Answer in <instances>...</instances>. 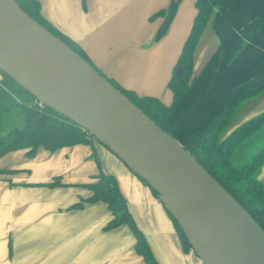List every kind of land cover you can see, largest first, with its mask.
I'll return each mask as SVG.
<instances>
[{"label": "crops", "instance_id": "1", "mask_svg": "<svg viewBox=\"0 0 264 264\" xmlns=\"http://www.w3.org/2000/svg\"><path fill=\"white\" fill-rule=\"evenodd\" d=\"M38 1L42 15L79 44L104 76L139 96L172 103L168 84L196 16V0H182L167 34L159 41L155 35L164 19L153 15L167 9L172 0ZM218 46L209 21L194 53L193 77ZM2 81L0 72V86ZM262 112L264 93L238 108L229 126L234 120L236 123L226 128L223 138ZM262 139L261 148L264 135ZM99 164L116 178L158 264H202L192 250L184 251L172 219L151 189L98 141L55 152L40 147L33 156L18 150L0 158L1 169L15 171L0 175V264H144L127 224L105 229L111 218L106 203L73 207L91 194L81 184L99 173ZM55 177L63 185H40ZM255 177L264 185V165Z\"/></svg>", "mask_w": 264, "mask_h": 264}, {"label": "trees", "instance_id": "2", "mask_svg": "<svg viewBox=\"0 0 264 264\" xmlns=\"http://www.w3.org/2000/svg\"><path fill=\"white\" fill-rule=\"evenodd\" d=\"M16 2L28 15L94 66L79 44L42 15L38 0ZM181 2L172 0L167 9L153 15V18L164 19L155 35L156 41L167 34ZM195 6L197 13L191 31L168 84L173 94L170 105L153 96H139L97 70L158 126L177 139L264 230V185L255 177L256 170L264 165V146L250 162L243 165L233 162V156L240 146L264 126V112L223 138L242 103L264 93V0H196ZM209 21L218 37L219 46L200 73L193 77L194 53ZM179 68L181 74L176 77ZM1 74L0 158L18 150H26L28 156H33L40 147L55 152L78 144L93 145L97 141L69 118L41 105L9 76ZM11 93H15L19 100ZM18 117L23 121L22 127L15 124ZM14 172L0 168V175ZM139 179L148 186L143 179ZM40 185L57 187L63 183L59 177H55ZM81 186L91 194L81 198L73 207L81 208L85 203L100 201L106 203L111 218L105 229L127 224L136 238L135 248L143 256L144 264H158L145 235L128 210L116 178L105 173L99 164V173ZM151 191L158 198L157 192ZM167 213L184 251L192 250L177 222Z\"/></svg>", "mask_w": 264, "mask_h": 264}, {"label": "water", "instance_id": "3", "mask_svg": "<svg viewBox=\"0 0 264 264\" xmlns=\"http://www.w3.org/2000/svg\"><path fill=\"white\" fill-rule=\"evenodd\" d=\"M0 71L91 134L157 192L202 264H264V230L248 211L177 139L16 0H0Z\"/></svg>", "mask_w": 264, "mask_h": 264}, {"label": "rangeland", "instance_id": "4", "mask_svg": "<svg viewBox=\"0 0 264 264\" xmlns=\"http://www.w3.org/2000/svg\"><path fill=\"white\" fill-rule=\"evenodd\" d=\"M252 99L253 98H251L248 101H251ZM235 123L236 120L233 121V124ZM15 124L17 127H22L23 121L21 120V118L18 117ZM233 124H231V126L228 125L227 127H232ZM263 135H264V126L255 135H253L252 140H249V142L246 144L245 148H243L242 151L238 152L239 151L238 150L237 153H235V155L233 156V162L237 165H243L250 162L251 159L253 158L252 156L260 150L261 148L260 146L263 144V139H262Z\"/></svg>", "mask_w": 264, "mask_h": 264}]
</instances>
